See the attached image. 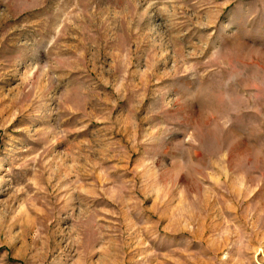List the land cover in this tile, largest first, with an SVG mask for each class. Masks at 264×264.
Masks as SVG:
<instances>
[{
    "label": "rangeland",
    "instance_id": "rangeland-1",
    "mask_svg": "<svg viewBox=\"0 0 264 264\" xmlns=\"http://www.w3.org/2000/svg\"><path fill=\"white\" fill-rule=\"evenodd\" d=\"M0 264H264V0H0Z\"/></svg>",
    "mask_w": 264,
    "mask_h": 264
}]
</instances>
